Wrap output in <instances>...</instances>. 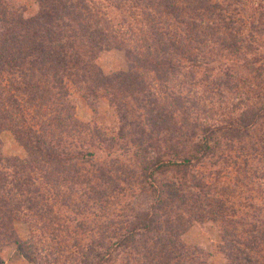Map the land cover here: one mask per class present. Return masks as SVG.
<instances>
[{
  "label": "trees",
  "instance_id": "16d2710c",
  "mask_svg": "<svg viewBox=\"0 0 264 264\" xmlns=\"http://www.w3.org/2000/svg\"><path fill=\"white\" fill-rule=\"evenodd\" d=\"M104 1L139 19L142 44L125 43L98 0H35L30 15L0 0V133L26 153L0 156V235L30 264L59 262L40 233L86 242L68 264H207L181 237L211 222L231 264H264V0ZM113 48L131 66L105 75L96 58ZM151 69L154 81L201 85L204 102L158 95ZM72 92L93 110L106 100L117 129L78 122ZM205 164L208 174L187 176ZM134 191L153 198L146 210L125 203Z\"/></svg>",
  "mask_w": 264,
  "mask_h": 264
},
{
  "label": "rangeland",
  "instance_id": "374dc122",
  "mask_svg": "<svg viewBox=\"0 0 264 264\" xmlns=\"http://www.w3.org/2000/svg\"><path fill=\"white\" fill-rule=\"evenodd\" d=\"M11 1H13L16 6L25 7L26 14L28 13V15L36 10V3L34 2L35 0ZM99 1L101 2L105 11L108 13L109 17L113 20L112 24L116 25L117 32L120 34V37L123 39V41H125V43H143L140 38L142 35L146 34L145 30L141 26L143 24L139 21L138 18H129L130 9H126L127 12L123 11L122 9L118 11L109 2L104 0H98V2ZM250 1L252 3V1L254 0ZM251 10L252 9L248 8L247 12H250ZM127 24H129V26H127ZM2 27L3 25L0 24V34L2 33ZM96 65L105 75H111L113 73L126 71L129 66H131V61L129 60L127 55L124 54L122 49L113 48L107 51H101L96 58ZM138 71L143 76L142 70ZM162 74L163 73H159V75ZM156 75V69H151L150 71L147 70L145 75L147 77H145L144 80H146L147 83H151V81L155 82L156 88L160 91V93L157 94L161 95L162 93L163 95L164 93H166L164 98L170 100V102L174 100L173 98L177 95L179 89H181V95L188 96L191 101L204 102L205 94H203L202 92V87H200L201 85H199V87L194 86L195 88H190L188 91V89H186L183 85L182 77L175 76L173 78V76L168 74L164 82H159L154 81V77ZM146 98L147 97L143 98L139 95L136 96L137 103H146V101H143L144 99L146 100ZM150 99H152V97H150ZM70 100L74 104L75 119L78 122L85 124L86 126L88 125L91 129L95 128L99 131H106L107 133L117 129L118 122L116 116L114 114V111L108 107L106 100L101 99L96 106V110H93L89 105H87V102L78 93L72 92V95H70ZM129 103H132V98H130ZM215 106L217 107V101L215 102ZM179 117V114H177L175 122L178 125H180ZM147 128H150V126ZM158 139L161 141L169 140L170 144H173V142L176 141L175 139H177V137H175V135H173L172 137V135H168L165 131H162L159 134ZM152 140L157 142L158 146H161V143H159L160 141H156L155 139ZM0 156L20 159H24L26 157L25 150L16 142L13 135L8 131L0 133ZM108 160L111 161V157H109ZM217 170L223 169L222 167H220ZM188 172V177H199L201 173L203 175L208 174L209 169L208 165L205 164L201 167L189 170ZM124 201H126L125 203L133 205L135 209L143 211L150 206L153 198L142 193H138V191H134L133 195L127 196ZM28 215L29 214L23 215L21 219L30 221L34 226L39 225L32 217H29ZM59 216L64 219V217L66 216V210L62 209L59 213ZM263 216L264 211L262 217ZM13 229L15 231L14 237H17L21 241H25L31 237L30 227L27 223L20 219L13 222ZM218 231L219 230H217V227H215V225L211 222L195 224L194 226H191L187 231H185V233L181 237V241L185 245L189 246V248L195 247L200 249L205 254V257L203 256V260H206L207 264H231V261L227 256V246L224 241H222ZM41 234L42 233H40L38 236L41 240L42 245L45 243L51 244L50 246L52 250L50 249V252L52 253L47 256V260L49 263H52L51 258H53L54 260H59V262L56 264H68L71 257L77 256L79 254V247L82 248L84 246L83 244L86 243L84 242V240H82L78 241L77 244V242H74V240L70 238L67 242V245L65 246V244L61 241L55 243V241H50L46 238V236H43ZM11 237L13 238V234H11ZM81 238L82 236L76 237L77 240H80ZM37 244L41 245L39 241ZM63 244L64 246L60 248ZM223 253L226 255V257ZM262 255L264 256V248H262L261 257ZM0 259L4 262V264H30L16 251L15 247L12 245V242H8L6 237L2 235H0Z\"/></svg>",
  "mask_w": 264,
  "mask_h": 264
}]
</instances>
